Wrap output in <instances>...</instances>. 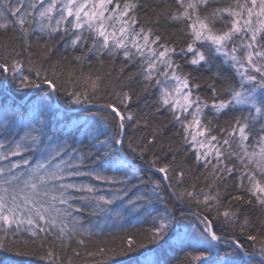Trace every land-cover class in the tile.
<instances>
[{"label": "trees", "instance_id": "obj_1", "mask_svg": "<svg viewBox=\"0 0 264 264\" xmlns=\"http://www.w3.org/2000/svg\"><path fill=\"white\" fill-rule=\"evenodd\" d=\"M57 1L0 0V190L17 204L15 176L38 215L0 220V264H264L231 245L264 259V176L239 145L264 139V32L235 33L252 3L110 0L163 50V85L157 64L78 25ZM198 23L242 38L220 49L197 36ZM169 75L200 107L218 159L193 147ZM251 89L254 105L235 102ZM189 223L208 246L183 237Z\"/></svg>", "mask_w": 264, "mask_h": 264}, {"label": "rangeland", "instance_id": "obj_2", "mask_svg": "<svg viewBox=\"0 0 264 264\" xmlns=\"http://www.w3.org/2000/svg\"><path fill=\"white\" fill-rule=\"evenodd\" d=\"M249 1L252 3V12L244 18L242 17L236 19L235 26L240 20L243 28L239 32L235 33H241L245 30L247 32V30L252 29L251 36L255 38L257 35H261L264 32V0ZM57 2L61 3L62 7H64L68 13L74 15L78 25H86L94 28L104 37L106 41L114 43L121 48L128 49L130 50L128 52L135 53L141 58L151 60L152 62L149 63L153 65V68L154 65L157 64V67H155L154 70L156 73L160 72V76L163 79V85L165 84V65L167 66L168 60H165L164 53H162L163 50H158L157 47L155 48V45L152 40L148 38V36L142 35L141 33H135L132 30V24L127 9L111 7L110 0H58ZM247 25H249V27H246ZM196 33L201 39H208L209 41L222 45L220 46V49L226 48V43L229 44L237 38L235 33H232L230 37H217L210 35L206 28L200 23H198ZM241 38L242 37H240V39L237 38V44L240 42ZM256 59L257 62H262L264 66V53L259 52ZM253 68L255 71L259 70V64L257 68ZM167 78L171 82L170 87H168L170 89V102L179 113L188 117L187 129L193 147L203 159H218L220 146L216 144V141L209 137L204 128H202L200 124L201 109L198 107L197 102L190 97L189 89L183 81H180L178 78H173L172 75L167 76ZM242 82L243 85H253L251 79H243ZM250 88H252V86ZM251 90V92L245 93L244 91H241L235 102L242 105H254L256 102L254 96L256 91H253V89ZM240 135V133H237L236 137L239 136L242 141L247 143V141L243 139L242 135ZM239 145L240 149L243 150L244 156L247 155V165H249V170L254 173V176L256 172L258 174H263L264 176V139L259 141L258 144L252 145L249 149L243 142ZM256 176L258 179V175ZM14 178L15 176L12 177L11 180L9 179V183L10 186H20V191L17 193L19 201L18 198H16L18 201L17 204L9 203V198L7 197V200L3 199L4 197L2 195L4 194V191L0 190V220L8 223L14 219H23L24 217H28V220L29 218H34L35 216V218H37L38 215H33V212L35 211L33 210L32 202L28 199L29 197H31V199L33 198L34 195L32 194V191L29 190L28 192H25L27 187L17 184L18 182L16 181H14V183L12 181ZM16 179L18 180L19 178ZM0 189L3 188L0 187ZM258 191L260 193V198L264 199V186L258 185ZM14 200L15 199H12L11 202ZM192 220L194 221V219ZM199 227L200 231H202V233L206 235L212 243H221L223 245L228 244L222 241L219 242L214 234L212 238H210L209 235L211 233V227H205L202 224L200 225V223ZM184 229L186 230L184 232V238L196 245L206 244L207 240L197 234L196 226L192 223L186 224ZM206 245L208 246V244ZM231 245L238 249L239 245L237 243H232ZM253 256H256V254ZM145 261H148V259H142V263Z\"/></svg>", "mask_w": 264, "mask_h": 264}, {"label": "water", "instance_id": "obj_3", "mask_svg": "<svg viewBox=\"0 0 264 264\" xmlns=\"http://www.w3.org/2000/svg\"><path fill=\"white\" fill-rule=\"evenodd\" d=\"M51 92H52V88H51ZM84 109L85 108H96L95 106H85V107H83ZM100 108V107H99ZM102 109H106V110H109V111H111V109H108V108H106V107H104V108H102ZM77 110H79V109H73V110H70V111H77ZM120 144H121V141L119 142V145H118V147L120 146ZM119 153H120V156L122 157V158H124L129 164H132L128 159H127V157L125 156V154H123L122 152H120V150H119ZM133 165V164H132ZM210 238H212V236H213V232H212V230H211V233H210ZM238 249L240 250V252H241V254L246 258V259H248V257L246 256V254L244 253V251L242 250V248L240 247V246H238ZM251 258H258V259H262V258H260V256H253V257H251Z\"/></svg>", "mask_w": 264, "mask_h": 264}]
</instances>
